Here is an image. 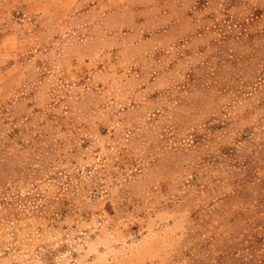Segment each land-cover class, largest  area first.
Listing matches in <instances>:
<instances>
[{
    "label": "rangeland",
    "instance_id": "obj_1",
    "mask_svg": "<svg viewBox=\"0 0 264 264\" xmlns=\"http://www.w3.org/2000/svg\"><path fill=\"white\" fill-rule=\"evenodd\" d=\"M0 264H264V0H0Z\"/></svg>",
    "mask_w": 264,
    "mask_h": 264
}]
</instances>
